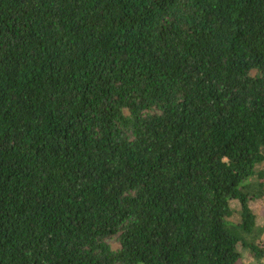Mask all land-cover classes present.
<instances>
[{
    "label": "trees",
    "instance_id": "trees-1",
    "mask_svg": "<svg viewBox=\"0 0 264 264\" xmlns=\"http://www.w3.org/2000/svg\"><path fill=\"white\" fill-rule=\"evenodd\" d=\"M260 199L264 0H0V264H264Z\"/></svg>",
    "mask_w": 264,
    "mask_h": 264
},
{
    "label": "rangeland",
    "instance_id": "rangeland-1",
    "mask_svg": "<svg viewBox=\"0 0 264 264\" xmlns=\"http://www.w3.org/2000/svg\"><path fill=\"white\" fill-rule=\"evenodd\" d=\"M251 210L256 216V223L257 226L264 230V199L255 200L252 201L251 204ZM233 207L235 210L234 217L232 220L234 222L240 221V206L238 203H233ZM257 244L261 245V247H264V231L258 232L257 234ZM109 245L111 246L112 250L118 251L120 247V243L116 237L108 240ZM242 253V261L239 264H261V262L257 261L254 254L249 250H244V248L240 249Z\"/></svg>",
    "mask_w": 264,
    "mask_h": 264
}]
</instances>
